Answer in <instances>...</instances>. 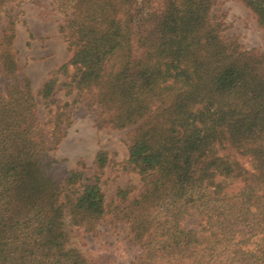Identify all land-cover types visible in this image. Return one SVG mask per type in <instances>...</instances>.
Masks as SVG:
<instances>
[{
    "label": "trees",
    "instance_id": "1",
    "mask_svg": "<svg viewBox=\"0 0 264 264\" xmlns=\"http://www.w3.org/2000/svg\"><path fill=\"white\" fill-rule=\"evenodd\" d=\"M26 1L0 0V264H94L71 247L68 220L94 235L124 225L140 250L131 264H264V52L223 35L217 0H51L71 58L38 92L14 47ZM242 2L264 28V0ZM70 69L64 86L99 128H132L136 196L119 188L107 204L84 161L57 174L50 153L73 116L50 106ZM108 162L99 151L97 173Z\"/></svg>",
    "mask_w": 264,
    "mask_h": 264
},
{
    "label": "rangeland",
    "instance_id": "2",
    "mask_svg": "<svg viewBox=\"0 0 264 264\" xmlns=\"http://www.w3.org/2000/svg\"><path fill=\"white\" fill-rule=\"evenodd\" d=\"M22 11L14 45L23 68L19 78H29L38 92L48 77L71 58L68 40L60 30L65 24V16L51 0H27ZM212 16L223 24L226 38H234L244 49L264 52V28L242 0H217ZM72 73L73 69H70L68 74L59 75L57 95L50 106L55 111L58 105L70 103L73 116L66 138L50 153L58 162L57 174L63 177L68 169L82 168L78 163L84 161L85 177L89 182H95L96 175L101 176L107 204L117 201L119 188L131 187L136 196L143 188V183L141 175L128 161V136L132 128H99L96 111L81 103V100L75 103L77 93L69 94L64 86ZM0 82L2 90L10 82L3 75L1 66ZM37 100L42 119L47 121L50 118L49 108L41 96ZM101 150L107 151L109 156L103 174L97 173L95 165ZM197 222L198 219L192 216L184 223V227L195 228ZM68 229L71 247L82 250L94 264H131L140 254L138 248L127 242L124 225L115 229L103 221L98 235H94L73 226L68 220Z\"/></svg>",
    "mask_w": 264,
    "mask_h": 264
}]
</instances>
